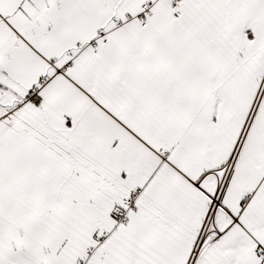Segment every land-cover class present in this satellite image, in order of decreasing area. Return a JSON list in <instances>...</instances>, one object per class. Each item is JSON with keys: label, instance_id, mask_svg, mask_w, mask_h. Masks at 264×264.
Masks as SVG:
<instances>
[{"label": "snow or ice", "instance_id": "obj_1", "mask_svg": "<svg viewBox=\"0 0 264 264\" xmlns=\"http://www.w3.org/2000/svg\"><path fill=\"white\" fill-rule=\"evenodd\" d=\"M0 264H264V0H0Z\"/></svg>", "mask_w": 264, "mask_h": 264}]
</instances>
